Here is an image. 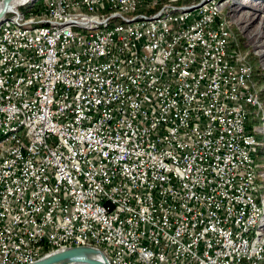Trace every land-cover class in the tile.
Here are the masks:
<instances>
[{
    "label": "built area",
    "instance_id": "obj_1",
    "mask_svg": "<svg viewBox=\"0 0 264 264\" xmlns=\"http://www.w3.org/2000/svg\"><path fill=\"white\" fill-rule=\"evenodd\" d=\"M144 1L162 0L44 2L60 13L53 22L76 10L109 32L5 31L0 135L19 118L26 126L0 149V264L35 262L44 235L108 242L117 264H264L250 66L223 7L156 27ZM120 5L153 24L120 28L131 17L106 19Z\"/></svg>",
    "mask_w": 264,
    "mask_h": 264
},
{
    "label": "bare ground",
    "instance_id": "obj_2",
    "mask_svg": "<svg viewBox=\"0 0 264 264\" xmlns=\"http://www.w3.org/2000/svg\"><path fill=\"white\" fill-rule=\"evenodd\" d=\"M26 1L27 0H14L10 4V7L20 6ZM182 1L183 0H162L157 2L144 1L141 2V10L143 11V14L160 13L156 16V27H164V25H167L171 21V19H173V15L170 14V11L172 12V4H179ZM210 1L212 0H204L202 3H200V5L197 6L198 8H192V11L196 10V12H194L195 14L190 12L188 13L189 15L181 16L180 18L194 17L200 14H207L209 11H211V9H216L217 6L223 7V5L221 6V4L216 1ZM207 3L209 4L206 5ZM2 8L3 6L0 7V10ZM199 8L201 9L197 10ZM233 11L239 13L236 21L242 27L243 30L248 31L250 29H253V33L251 34V40L255 43L256 47L260 49L261 56L264 59V1L244 0L236 2L234 4ZM136 12H139V5H120L116 8L107 9L106 19H115L118 17H131L128 19L119 20L120 28H138L139 26H149L153 24V17H136ZM45 16L47 19H49L50 24L49 26L48 24H45V26L47 25V27H45L44 25H34L36 22H28L24 24L23 22H27L28 18L25 14H21L19 9L15 10V16H8L7 19L5 18L4 22L0 25V73H2V64L4 62V35L5 31L7 30L13 29V31H18L20 34H33L34 31H46L55 34H63L66 31L74 30L87 31V34H97V31L109 32V30H112V23H93V26H88V23L77 22L81 20V11L69 10L63 12L61 15V22L68 23L53 22V20H60V13L58 11H49V14H46ZM18 19H20V22ZM92 21H99V14H92ZM257 21H259L258 25H256ZM31 26H33L34 28H32ZM0 88H3V77L1 76ZM4 102H13V95H4ZM25 126L26 118H19L17 119L15 126H9L8 129L2 131L1 134L4 136V140L0 142V149L5 147V145H10V143L13 142L14 139L19 136L20 130L25 129ZM252 163V177L255 178V182L257 184V210L256 223L253 228V242L262 244V246H264V171L260 172L256 169L254 164L253 150ZM56 245L62 248H66L68 246H80V244H70L69 238L56 239ZM82 246L91 247V241L83 240ZM97 246L104 247L105 251L108 250V242L97 241ZM109 263L117 264V258L109 257Z\"/></svg>",
    "mask_w": 264,
    "mask_h": 264
},
{
    "label": "rangeland",
    "instance_id": "obj_3",
    "mask_svg": "<svg viewBox=\"0 0 264 264\" xmlns=\"http://www.w3.org/2000/svg\"><path fill=\"white\" fill-rule=\"evenodd\" d=\"M187 1L188 0H183L179 4L178 3L172 4V12L170 11V14L173 15V17L180 18L181 16L189 15L188 13H190V12L194 13V12H196V10L192 11V8L197 7L204 0H189L188 2ZM213 1L220 3L221 6L223 5V9H222L219 21L221 20V21L225 22L224 23L225 28H228V27L230 28V31L232 33V42H233L232 46H233V48L236 49L238 52H241V55L243 56L244 61H246L247 65L250 66L251 70H252L251 71L252 72V79L251 80H252V84H254V87H255L254 92H256V94H255L254 105L248 107V121L246 123L245 132L249 136H252L253 138H255V140L257 142V150H258V147L260 145H262V152L264 155V131H262V130H264V97L261 96V94H262L261 90L262 89L253 80V66H252L251 62L247 59L246 55L244 54L240 44L238 43V41L236 40L235 37H237V39H239V38L242 39V43H243L242 46L245 49L247 56L252 58L253 61L257 62L258 66L261 68V70L263 72V75H264V59L261 56L260 49H258L256 47L255 43L252 42V40H251V34L253 33V29L245 31L242 29V27L236 21L239 13H236L233 11L234 10V4L236 2H240V1H244V0H212L210 2H213ZM3 2H4V0H0V7L3 6ZM209 3H207L206 5H208ZM184 4L188 5V6L178 7V6L184 5ZM43 5H44V0H27L22 5L13 6L9 10H11L13 8H17V9H19L21 14H25L26 16L29 12H31L27 16V18H31V16L33 15L32 17H34L36 20V23L34 25L37 24V26H42V25L45 26V24H48V26H49L50 25L49 19H47L45 16L46 12L44 11V8L42 9ZM206 5H204V6H206ZM204 6H202V7H204ZM201 8H199L197 10H200ZM2 9L0 10V14L2 12ZM9 10L7 11V13L3 17V19L0 20V25L4 22L5 18L6 19L8 18ZM178 12H179V14H178ZM258 23H259V21L256 22V25H258ZM31 27L34 28L33 26H31ZM45 27H47V25ZM229 34H230V32H229ZM230 36H231V34H230ZM258 99H259V102H258ZM3 116H4V112L0 111V117H3ZM254 118L257 120H260V124L251 123L252 119H254ZM1 136H3V135L2 134L0 135V139H1L0 142L2 140H4L3 139L4 136L3 137H1ZM259 140H261V141H259ZM259 142H261V143H259ZM258 171L263 172L264 169L262 168ZM59 213L60 214L64 213V210L63 211L59 210ZM34 244L36 247L34 246L33 248H41L40 251L42 252L36 261H38V260H40V259H42V258H44V257H46L52 253H55L57 251L65 250V249L72 248V247H85V246H72V247L68 246L67 248H65V247L62 248V247L55 245L54 242L51 243L50 239L47 238L45 235L43 236L41 241H37V240L34 241ZM50 247H51V249H50ZM86 247H90V246H86ZM94 248L101 250L102 253L104 254V251H105L104 247L96 246ZM104 256H105V254H104ZM35 262H33V263H35ZM30 264H32V263H30Z\"/></svg>",
    "mask_w": 264,
    "mask_h": 264
},
{
    "label": "water",
    "instance_id": "obj_4",
    "mask_svg": "<svg viewBox=\"0 0 264 264\" xmlns=\"http://www.w3.org/2000/svg\"><path fill=\"white\" fill-rule=\"evenodd\" d=\"M14 0H4L0 20ZM198 8V7H197ZM32 264H110L101 250L94 247H72L52 253Z\"/></svg>",
    "mask_w": 264,
    "mask_h": 264
},
{
    "label": "trees",
    "instance_id": "obj_5",
    "mask_svg": "<svg viewBox=\"0 0 264 264\" xmlns=\"http://www.w3.org/2000/svg\"><path fill=\"white\" fill-rule=\"evenodd\" d=\"M189 1V0H188ZM187 1V2H188ZM45 2V1H44ZM31 12H29L27 14V16L30 14ZM225 23V22H224ZM229 29V32L231 34V37H232V33L230 31V28L228 27ZM238 34V33H237ZM239 36V35H238ZM240 37V36H239ZM236 40L238 41V43L240 44L244 54L246 55L247 59L251 62L252 66H253V80L254 82H256L259 87L262 89L261 90V96L264 97V75H263V72L261 70V68L258 66L257 62L256 61H253L252 58H250L249 56H247V53L245 52V49L243 48L242 46V39H237V37H235ZM233 44V42H232ZM250 70H251V67H250ZM252 71V70H251ZM258 96V95H257ZM258 102H259V99H258ZM251 123L253 124H260V120H257V119H252ZM261 141V140H259ZM261 143V142H259ZM253 154H254V164H255V167L256 169L260 170V169H264V155H263V152H262V145H260L258 147V150H257V142L255 140V138H253ZM256 156V157H255Z\"/></svg>",
    "mask_w": 264,
    "mask_h": 264
}]
</instances>
